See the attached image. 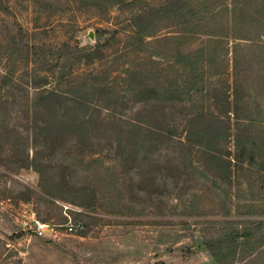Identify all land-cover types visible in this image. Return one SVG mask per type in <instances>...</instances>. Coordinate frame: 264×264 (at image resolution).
I'll return each mask as SVG.
<instances>
[{
  "label": "rangeland",
  "instance_id": "1",
  "mask_svg": "<svg viewBox=\"0 0 264 264\" xmlns=\"http://www.w3.org/2000/svg\"><path fill=\"white\" fill-rule=\"evenodd\" d=\"M167 2L0 0L8 9L0 11V264H220L209 244L216 247L234 230L264 236L256 229L264 221V147L245 156L252 168L236 169L227 182L222 168L196 150L200 126L183 117L185 107L213 109L214 90L233 87L232 52L240 41L207 36L216 29L206 15L188 25L167 16L149 23L151 10ZM142 26L151 37L139 35ZM250 44L264 46V38ZM260 52L243 51L242 96L258 135ZM62 72L73 76L65 80ZM34 77H47L48 90L72 97L97 92L94 104L109 96L111 108L103 103V122H88L93 112L74 103L35 100ZM152 89L177 105L159 123L167 124L161 129L170 139L148 133L152 116L138 94ZM46 121L55 133L38 135ZM133 123L142 129L134 131ZM35 137L48 143L34 165L41 172L30 166ZM213 138L206 142L217 144ZM34 220L60 235L37 236ZM70 222L84 230L68 234ZM224 264H264L263 241L240 246Z\"/></svg>",
  "mask_w": 264,
  "mask_h": 264
},
{
  "label": "trees",
  "instance_id": "2",
  "mask_svg": "<svg viewBox=\"0 0 264 264\" xmlns=\"http://www.w3.org/2000/svg\"><path fill=\"white\" fill-rule=\"evenodd\" d=\"M74 1L78 2L84 0ZM217 1L219 0H168L167 4L165 6L159 7L157 11L151 10L147 21L149 23L150 21L153 22L154 17L160 16L164 19L168 17L166 20L178 19V23L180 25H188L195 18L197 20L199 16L206 15L207 18L211 17L209 25H212L216 29L210 34H206L207 36L212 38H220L218 41H222L221 38H232L234 40L240 41L238 44H236L234 51L232 52L234 55L233 87H230L228 84L227 88L225 89L214 90V93H212L211 97L213 109L209 108L191 111L190 108H183V117L188 119L187 122L189 125L192 126L196 123V126H200L201 141L196 147L197 152L212 166L217 168L221 167L222 169H218L222 172L220 173L225 176L227 182L232 183L236 169L238 171L248 170L249 168L253 167L251 164H247L245 156L249 157V154H252L254 151H256V147L260 143L261 148L264 147V131L261 133V135H258L259 132H256L252 129L251 124L254 120L250 110L245 107V97L242 96L244 91L243 66L244 61L246 60L243 56V51L245 49L257 48L259 52L261 51L260 58L262 57V59L260 60V68L262 71H264V46L250 44V42H256L257 38L258 40L264 38V0H224L221 3H217ZM137 3L138 2H136V4ZM117 4L120 5L118 2ZM5 9L6 8L0 4V11L7 12L8 9ZM144 11L146 13V8H144ZM137 18L140 21L143 17ZM144 20L146 21V18ZM221 30L225 32H220ZM250 31H255V34L250 33ZM139 35L141 37L143 36V38H147L151 37L152 32H148V27L145 28V26H142V28L139 29ZM80 50L85 52V50L82 48H80ZM1 51L2 48H0V54ZM71 76L73 75H68L66 72H62L61 77L67 80ZM48 80L49 79L47 77H34L32 85L37 92L35 100L44 101L47 104L59 102H66L68 104L74 103L78 105L81 110L88 109L89 111L93 112V114L88 118V122L95 124V120L98 119L100 123L103 122V103H107L109 108H111L112 104V100L109 98V96H102L101 99L97 100L99 103L94 104V101L97 99V92L90 93L87 90V92L84 91L80 97H76L75 95L72 97L65 92L60 93L57 91L48 90L46 88L49 83ZM29 83L31 84V81H29ZM102 90L104 92H108L104 88ZM138 95L144 96L141 105L144 107V110L146 112H150V116H152L149 121L148 133L151 136H154L155 139H170L169 135L164 134L170 132L162 131L161 129V127H164L167 124L164 126H159V123L166 122L170 115L169 111L172 113L173 110L177 108V105H174V107L169 106L168 103H171L173 100H167L169 101L167 103L166 100L164 101L161 97H159V92H157V90L152 89L145 92L144 94L140 92ZM102 100L104 102H102ZM91 102L95 105L93 109ZM0 103L5 106L3 99H0ZM38 107L39 103L35 104V112L37 111ZM80 119H82V117H79V120ZM80 122L82 125L85 123L81 120ZM113 126H118L120 130H123L121 125L114 123ZM132 126L136 132L142 129V126L136 123H133ZM49 128L51 129L50 131L52 134L55 133L56 130L53 128V126H49L47 121L39 125V127L36 129V133L38 135H42L41 133L45 132L48 135H51ZM212 130L214 131L211 133ZM79 132L80 130L77 133ZM211 134L214 135L213 139L219 140L217 144L214 142H206V139H208ZM189 140L190 138H188V142ZM35 144V160L30 166L39 170V167L34 165L41 158L42 152L48 148V143L41 145L39 144L38 138L35 137ZM262 166L264 167V164H262ZM39 171L41 172V170ZM262 171L264 170H261L260 172L262 173ZM256 229L260 232L264 231V221L259 222ZM242 231L234 230L232 237L229 238L226 236L222 241L214 242L216 247L214 244H209V249L214 259H216L218 263L224 264V262L228 261L229 259L230 261H234L240 246L250 247L253 241H263L264 243V236H262L261 240H257V237H255L254 233L255 231L247 229ZM233 245L234 249L232 248Z\"/></svg>",
  "mask_w": 264,
  "mask_h": 264
},
{
  "label": "built area",
  "instance_id": "3",
  "mask_svg": "<svg viewBox=\"0 0 264 264\" xmlns=\"http://www.w3.org/2000/svg\"><path fill=\"white\" fill-rule=\"evenodd\" d=\"M62 207L65 209V211H70L71 206H67V205H62ZM35 224L33 226H31V230L32 232H34L37 236L39 237H44L45 236V232L48 230L51 233V238H56L58 237V235H60L55 228H51L48 224L45 223H41L38 220H34ZM67 233L68 234H74L77 231H82L84 230V226L82 224H77L74 225L72 222H70L67 226Z\"/></svg>",
  "mask_w": 264,
  "mask_h": 264
}]
</instances>
